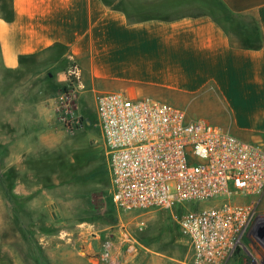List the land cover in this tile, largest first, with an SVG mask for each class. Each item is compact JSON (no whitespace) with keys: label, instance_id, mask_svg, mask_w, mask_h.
I'll return each mask as SVG.
<instances>
[{"label":"crops","instance_id":"crops-1","mask_svg":"<svg viewBox=\"0 0 264 264\" xmlns=\"http://www.w3.org/2000/svg\"><path fill=\"white\" fill-rule=\"evenodd\" d=\"M10 10V20L0 17V73L57 56L77 63L85 90L165 102L264 144V0H10ZM5 122L7 170H15V193L28 194L24 149L37 146V131L28 142L23 119L20 130ZM129 236L116 235L108 261L136 264L145 254L131 251ZM86 238L98 264L100 236Z\"/></svg>","mask_w":264,"mask_h":264},{"label":"rangeland","instance_id":"rangeland-1","mask_svg":"<svg viewBox=\"0 0 264 264\" xmlns=\"http://www.w3.org/2000/svg\"><path fill=\"white\" fill-rule=\"evenodd\" d=\"M9 5V0H0V17L8 15ZM69 65L60 57L42 55L18 72L0 73V264H92L85 253L86 237L96 235L98 264H118L108 261L106 252L124 230L131 251L145 252L136 264H180L189 245L179 219L189 209L211 207L218 200L140 215L117 210L97 126L96 94L84 88L69 97L61 76ZM10 92L16 98L6 99ZM35 103L44 107V115H37ZM7 104L12 113L7 114ZM8 117L19 130L23 119L22 137L28 142L37 131V146L24 149V195L15 193V170H7L5 161ZM236 201L249 206L251 220L225 264H264V238L258 233L264 225V191Z\"/></svg>","mask_w":264,"mask_h":264},{"label":"built area","instance_id":"built-area-1","mask_svg":"<svg viewBox=\"0 0 264 264\" xmlns=\"http://www.w3.org/2000/svg\"><path fill=\"white\" fill-rule=\"evenodd\" d=\"M61 76L69 97L84 89L75 61ZM95 104L117 210L140 215L218 200L179 219L189 245L180 264H225L251 220L236 200L264 191V144L149 98L102 92ZM258 233L264 238V225Z\"/></svg>","mask_w":264,"mask_h":264},{"label":"trees","instance_id":"trees-1","mask_svg":"<svg viewBox=\"0 0 264 264\" xmlns=\"http://www.w3.org/2000/svg\"><path fill=\"white\" fill-rule=\"evenodd\" d=\"M9 3H10V0H9ZM11 16H12V12L10 10V5H9V10H8V15L6 17H4L6 20H10L11 19Z\"/></svg>","mask_w":264,"mask_h":264}]
</instances>
